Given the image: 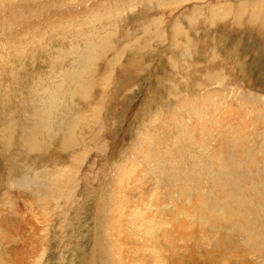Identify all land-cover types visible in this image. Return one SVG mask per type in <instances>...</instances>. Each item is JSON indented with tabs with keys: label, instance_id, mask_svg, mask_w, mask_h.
<instances>
[{
	"label": "rangeland",
	"instance_id": "rangeland-1",
	"mask_svg": "<svg viewBox=\"0 0 264 264\" xmlns=\"http://www.w3.org/2000/svg\"><path fill=\"white\" fill-rule=\"evenodd\" d=\"M163 208L264 264V0H0V256L147 262Z\"/></svg>",
	"mask_w": 264,
	"mask_h": 264
},
{
	"label": "bare ground",
	"instance_id": "bare-ground-1",
	"mask_svg": "<svg viewBox=\"0 0 264 264\" xmlns=\"http://www.w3.org/2000/svg\"><path fill=\"white\" fill-rule=\"evenodd\" d=\"M61 55H62V53H61ZM83 59H84V57L82 58V60ZM85 80L84 79H80V75H79L81 92L86 89L84 84L87 83V82ZM54 107H53V104H51L50 107H49V110L47 112L42 113L41 115H38L39 117L37 118V123H36L35 127L31 131V135L34 137V145L35 146H37V144H38L36 142V137L38 135H40L41 132H46V136H48V137H51V136L54 135L48 129L50 124H51V119H50L51 112L50 111H52L51 108H54ZM81 121H83V119H81ZM80 123H76V120H73L70 123H68L67 121L64 122L62 120V122L60 124H58V129H62V127L65 126V131L62 132L61 130H58V132L55 134V135H59L61 133L59 135L61 137L60 143H59L60 144L59 148H65L67 146L73 147V142H74L73 136L75 134L74 131L76 130V127L78 125H80ZM81 130H84V129H81ZM82 132H84V131H82ZM80 135L83 136V133H80ZM75 146L77 147L76 144H75ZM149 186H152V185H149ZM50 187L51 186L49 185V186L44 187V188L47 189V188H50ZM138 197H140V196L138 195ZM157 200H159V199H157ZM157 200H156V202L158 203ZM236 202L238 203V201H236ZM150 205L151 204H149V206ZM177 206H179V205H177ZM237 206H238V204L236 205V207ZM158 211L161 213L160 216H158V217H156V216L149 217L151 221H149V222L145 221L147 223H145V228L142 231L143 233L141 232V235H142L143 239L141 241V245L140 246H142L143 256L147 259V262H146V260L144 261L143 259H141L140 254L138 252H135L133 254V258L134 259H130L131 264H176V263L171 262V260H174L176 258H180L181 255L179 254V252H177V248L180 249V251L184 254L186 259L187 258H191L193 264H221V262L223 260L221 259V261H220V256H218V258H217L216 257L217 254L215 255V251L219 247L218 248H217V246H213L212 247V244H208L207 245V242H208V239H209L207 234H209V236L211 234L209 232H207L208 230L205 227H203L204 225H202V222H199L198 220H196V218H194L195 222H193V223L190 222L189 223V221H187L186 219L178 218V217H181L182 215H184L186 213V211L179 212L178 210H175V209H174V211H173V209L172 210L168 209V210L164 211V208H163V211H161V210H158ZM190 212L191 211H187L186 215L191 214ZM150 215H152V214H150ZM192 215L189 216L190 219H191V217L194 216V215L193 216ZM176 216H178V217H176ZM144 219H146V218H144ZM164 222L166 223L165 225H167V226L161 228V226H162L161 223H164ZM4 224H5V222H4ZM143 224L144 223H142L140 226H143ZM137 225H138V223H137ZM217 227H219V225ZM183 228H184V230H188L187 234L185 235L186 238L183 239V240H186L187 242L183 243V246L178 247L176 245V241L179 239V237L181 235V230ZM219 233H221V232H219ZM217 241L219 242V244H221L219 239H217ZM194 242H196V244L198 246L206 244V246L203 245L204 246L203 248L201 247L202 253L200 251H198L199 248L195 246L196 244ZM137 245L138 244L135 243V246H137ZM13 249H15V248H13ZM13 249L11 251L8 250V252H7L8 253V257L7 256H3V257L0 256V258L1 257L4 258L5 262L8 263V264L15 263L13 257L15 255V253L17 255L18 252H16V250H13ZM140 249H141V247H140ZM179 249H178V251H179ZM10 256L12 257V259H11ZM188 260H190V259H188ZM185 263H186V260L182 259L177 264H185ZM248 263H247V261H244V262L242 261L239 264H248ZM249 264H251V263H249Z\"/></svg>",
	"mask_w": 264,
	"mask_h": 264
},
{
	"label": "clouds",
	"instance_id": "clouds-1",
	"mask_svg": "<svg viewBox=\"0 0 264 264\" xmlns=\"http://www.w3.org/2000/svg\"><path fill=\"white\" fill-rule=\"evenodd\" d=\"M59 87H63V85L61 84Z\"/></svg>",
	"mask_w": 264,
	"mask_h": 264
}]
</instances>
